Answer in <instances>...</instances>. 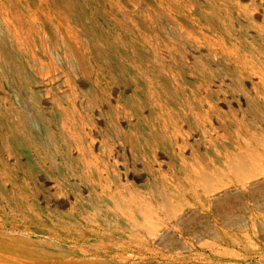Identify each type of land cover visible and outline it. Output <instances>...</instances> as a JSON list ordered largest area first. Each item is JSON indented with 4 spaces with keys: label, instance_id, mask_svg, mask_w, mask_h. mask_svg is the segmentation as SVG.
I'll return each mask as SVG.
<instances>
[{
    "label": "rangeland",
    "instance_id": "374dc122",
    "mask_svg": "<svg viewBox=\"0 0 264 264\" xmlns=\"http://www.w3.org/2000/svg\"><path fill=\"white\" fill-rule=\"evenodd\" d=\"M262 139L264 0H0V264H264Z\"/></svg>",
    "mask_w": 264,
    "mask_h": 264
},
{
    "label": "bare ground",
    "instance_id": "6f19581e",
    "mask_svg": "<svg viewBox=\"0 0 264 264\" xmlns=\"http://www.w3.org/2000/svg\"><path fill=\"white\" fill-rule=\"evenodd\" d=\"M102 44V43H101ZM148 81H149V79H147ZM176 81V80H175ZM197 105V104H196ZM69 120V119H68ZM167 126V125H166ZM119 129V128H118ZM153 130V129H152ZM178 130V129H177ZM120 132V131H119ZM253 136H255V135H253ZM255 138H256V136H255ZM257 139V138H256ZM259 139V138H258ZM262 140H264V139H262ZM262 144V143H261ZM229 145V144H228ZM156 146V145H155ZM221 149V148H220ZM219 149V150H220ZM218 150V149H217ZM223 150V149H222ZM254 151V150H253ZM234 152V151H233ZM259 155V154H258ZM247 157V156H246ZM240 158V157H239ZM231 160V159H230ZM244 161V160H243ZM245 162V161H244ZM246 162H248V160L246 161ZM251 162V161H250ZM208 164V163H207ZM238 164H239V162H238ZM244 164V163H243ZM242 164V165H243ZM232 165V164H231ZM235 165V164H234ZM239 165H241V164H239ZM252 165V164H251ZM233 166V165H232ZM233 168H236V166L235 167H233ZM238 168V167H237ZM236 168V170H237V172H239V176H240V178H242V179H246V178H253V177H257V175L258 174H255V172L253 171V169L248 165V164H244L243 166H241L239 169H237ZM235 170V169H234ZM203 172V171H202ZM205 174V173H204ZM262 174V173H261ZM205 175H207V173L205 174ZM209 176V175H208ZM211 176V175H210ZM207 176H205V178H206ZM215 178V177H214ZM213 178V179H214ZM211 179V178H210ZM209 180V178L207 179V180H205V182L206 181H208ZM239 180V179H238ZM249 180V179H248ZM251 180V179H250ZM168 181V180H167ZM241 181V180H240ZM203 182V181H202ZM209 182V181H208ZM213 182V181H212ZM170 183H171V181H170ZM200 183H201V180H200ZM210 183V182H209ZM241 183V182H240ZM173 184V183H172ZM203 184H204V182H203ZM206 185H207V183H205ZM175 186V185H174ZM208 186V185H207ZM152 187V186H151ZM168 188V187H167ZM206 188V187H205ZM207 189H208V187H207ZM210 189H212L211 188V186H210ZM211 190H209L208 192H210ZM212 191H214V190H212ZM211 191V192H212ZM216 191V190H215ZM207 192V191H206ZM214 193V192H213ZM167 197H168V195H167ZM166 197V198H167ZM165 198V199H166ZM170 199H171V196L169 197ZM169 199V200H170ZM99 200V199H98ZM111 201V200H110ZM166 202H167V200H165ZM114 202V201H113ZM112 202V203H113ZM117 203V202H116ZM137 203H139V202H137ZM102 204V203H101ZM166 204V203H165ZM128 205H131V204H128ZM175 206V205H174ZM178 206V205H177ZM182 206V205H181ZM131 207H133L132 205H131ZM173 207V206H172ZM177 209V208H176ZM119 210V209H118ZM178 210H180V209H178ZM182 210V209H181ZM132 214V213H131Z\"/></svg>",
    "mask_w": 264,
    "mask_h": 264
}]
</instances>
